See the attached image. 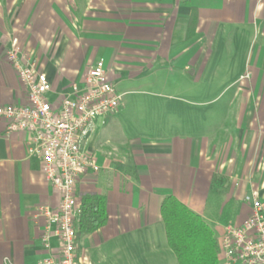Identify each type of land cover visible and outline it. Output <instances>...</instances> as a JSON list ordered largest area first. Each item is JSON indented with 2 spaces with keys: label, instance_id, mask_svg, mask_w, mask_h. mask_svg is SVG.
Here are the masks:
<instances>
[{
  "label": "crops",
  "instance_id": "crops-1",
  "mask_svg": "<svg viewBox=\"0 0 264 264\" xmlns=\"http://www.w3.org/2000/svg\"><path fill=\"white\" fill-rule=\"evenodd\" d=\"M12 38L42 64L51 102L82 86L99 59L116 90L135 83L160 91L146 93L152 109L135 120V134L119 109L97 118L83 142L99 170L84 174L78 196L103 193L107 222L76 238L79 257L176 264L162 198L174 195L220 234L224 220L239 225L249 214L246 194L256 190L264 202V0H0V104L26 100L6 57ZM237 80L244 86L217 110L198 109L220 97L196 93L198 84ZM53 201L28 134L0 120V264L47 255L32 217Z\"/></svg>",
  "mask_w": 264,
  "mask_h": 264
},
{
  "label": "built area",
  "instance_id": "built-area-1",
  "mask_svg": "<svg viewBox=\"0 0 264 264\" xmlns=\"http://www.w3.org/2000/svg\"><path fill=\"white\" fill-rule=\"evenodd\" d=\"M6 57L26 100L0 104V120L7 131L28 134L29 153L40 159L54 197L53 203L38 205L32 217L35 224H41L40 241L48 252L36 264H92L76 252L78 184L84 174L99 170L83 142L98 117L118 108L122 95L99 59L84 72L82 86L72 83L67 94L51 102L47 97L51 84L42 64L28 58L17 38H12ZM257 194L252 190L245 195L250 211L243 222L226 224L219 235V264H264V202ZM52 236L59 241L57 247L50 244Z\"/></svg>",
  "mask_w": 264,
  "mask_h": 264
},
{
  "label": "trees",
  "instance_id": "trees-1",
  "mask_svg": "<svg viewBox=\"0 0 264 264\" xmlns=\"http://www.w3.org/2000/svg\"><path fill=\"white\" fill-rule=\"evenodd\" d=\"M106 197L103 193L83 195L76 217V238L97 230L107 222ZM167 245L176 264H219V245L214 229L174 195L160 203Z\"/></svg>",
  "mask_w": 264,
  "mask_h": 264
},
{
  "label": "rangeland",
  "instance_id": "rangeland-1",
  "mask_svg": "<svg viewBox=\"0 0 264 264\" xmlns=\"http://www.w3.org/2000/svg\"><path fill=\"white\" fill-rule=\"evenodd\" d=\"M244 86V81H238L236 82V84H232V85H227V84H214V85H202V84H198L197 85V92L196 93H207L211 94L212 96H216L218 94H220L219 100L213 104H210L209 106H203L200 107L198 106V109L201 108H205L209 111H214L217 110L218 105L222 104L224 101L227 100V98L234 92H236V90H239L241 87ZM123 89H127L130 92L127 94H123V97L121 99L120 105L118 106V108H116L115 111L110 112V115H113L115 112H117V110L122 109L120 112H118L116 114V117L118 119H125L130 121L129 124V132L135 134V132L137 131V129H139L140 124H137L135 122L136 119H139L141 114H144L145 111L151 110L152 104L150 101V97L148 94H146L147 92H152L154 91L155 93H158L159 89L158 88H152V87H147V86H140L137 84H124L123 86H120L119 89H117V91H122ZM171 91V90H170ZM168 92V91H166ZM174 92V91H173ZM171 91V93H173ZM242 92V91H241ZM160 93V91H159ZM124 109V110H123ZM138 112L135 113V115H137L135 118H132V116L130 115L131 112ZM130 115V116H127ZM127 116V117H126ZM124 117V118H123ZM129 117V118H128ZM99 119H101V121L104 120L105 116H100L98 117ZM100 121V122H101ZM101 124H97L96 125V131L99 130L101 128ZM112 129L108 130V134ZM224 222H231L230 220H224ZM232 223V222H231ZM208 224L211 225V227L214 229L215 235L217 236V239H219V235H220V230L219 228L216 226V224L213 223V221L208 222ZM88 258L90 259V261L92 262V264H127L128 261L126 262V259H114L112 260L111 258L109 259H102L99 258V256L96 254V252L94 251H89V253H87Z\"/></svg>",
  "mask_w": 264,
  "mask_h": 264
}]
</instances>
